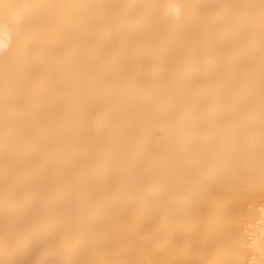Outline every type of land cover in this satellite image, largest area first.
I'll return each mask as SVG.
<instances>
[{"label": "bare ground", "instance_id": "6f19581e", "mask_svg": "<svg viewBox=\"0 0 264 264\" xmlns=\"http://www.w3.org/2000/svg\"><path fill=\"white\" fill-rule=\"evenodd\" d=\"M0 264H264V0H0Z\"/></svg>", "mask_w": 264, "mask_h": 264}]
</instances>
